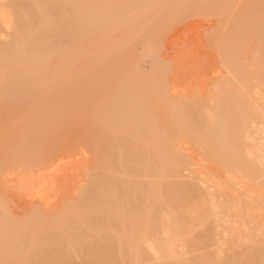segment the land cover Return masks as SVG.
<instances>
[{
    "label": "bare ground",
    "instance_id": "1",
    "mask_svg": "<svg viewBox=\"0 0 264 264\" xmlns=\"http://www.w3.org/2000/svg\"><path fill=\"white\" fill-rule=\"evenodd\" d=\"M195 15L218 20L208 97L141 62ZM83 117L106 148L77 149L99 166L69 197L46 138ZM3 127L0 264H264V0H0Z\"/></svg>",
    "mask_w": 264,
    "mask_h": 264
},
{
    "label": "rangeland",
    "instance_id": "2",
    "mask_svg": "<svg viewBox=\"0 0 264 264\" xmlns=\"http://www.w3.org/2000/svg\"><path fill=\"white\" fill-rule=\"evenodd\" d=\"M191 17V16H190ZM189 18V17H188ZM186 19V18H185ZM183 20V22L181 21L179 24H177V25H175L174 27H173V29L171 30V34L169 33L168 35H167V39H165L166 40V44H168V45H166L165 44V47L167 46V49L164 47L163 49H162V52L160 51L159 53L156 51V50H154L153 48H151V47H149V45L146 43V42H144L145 43V48H147V56L146 57H144V59H142V65H143V67H144V69H146V68H150V65L151 64H153V63H158V62H160V61H162L163 59L161 58V57H163L164 58V61L166 60V58H168L167 60H169L170 59V61H172L173 62V67H174V72H171V73H169V77H170V79H171V81L175 84L176 83V85L178 86V87H180L179 89H181V88H183V89H186V90H188V92H191V93H202L203 95L205 94V96L206 97H208L212 92L210 91L211 89H212V86L214 85V83L216 82V78H217V75H218V73H216L215 71H217V69L218 68H220V54L218 53V51L215 49L216 47H215V45H213L214 44V42L212 43V41L213 40H211L212 38L208 35L209 33H211L210 32V29L212 30L213 29V27H211L212 25L214 26L215 24H218V20L216 19V18H213V20L215 21H211V19H207L206 17H204V16H202V15H195V17L193 16V17H191V18H189V19H186V20ZM198 24H199V26H198ZM196 26H197V28H196ZM175 33V34H174ZM173 35V36H172ZM171 36V37H170ZM209 36V37H208ZM174 37V38H173ZM211 38V39H210ZM164 40V41H165ZM170 47V50H168L169 49V47ZM140 47V49H141V47H142V45L141 46H139ZM143 48V47H142ZM219 54V55H218ZM219 56V57H218ZM163 61V62H164ZM217 67V68H216ZM148 68V69H149ZM221 69V68H220ZM147 70V69H146ZM213 70H215L214 72H213ZM221 70H223V69H221ZM215 73V74H214ZM214 74V75H213ZM216 75V76H215ZM221 75V74H220ZM215 76V77H214ZM218 78H219V75H218ZM87 93H89L88 95H86L85 93H84V97H82L83 99V101L81 100L80 101V103H81V108L82 109H85L86 108V106H87V109H88V111H89V108H90V106L92 105L91 103H93V102H91L92 100H94V98H92L93 96V94H94V92H93V90H89V91H86ZM210 92V93H209ZM92 94V95H91ZM87 97H88V99H87ZM89 97H91V99H89ZM83 102V103H82ZM86 102V104H88V105H86V106H83L82 107V105H84V103ZM88 102V103H87ZM80 103H78V104H80ZM89 104H90V106H89ZM80 106V105H79ZM87 109H85V111L87 110ZM57 110V109H56ZM59 111H60V109H58ZM57 110V111H58ZM84 111V110H83ZM52 112H54V111H52ZM56 112V111H55ZM55 112H54V114H53V116L55 117ZM56 113H58V112H56ZM83 116H85V113H81ZM52 115V114H51ZM87 115V114H86ZM52 116V117H53ZM86 117V116H85ZM85 117H83V118H81L80 119V121H82V119H84L85 121L83 122V123H85V124H80L81 122L78 120L77 122L81 125H77V123L76 124H66L67 125V127H69V128H67V127H65L66 125H59V126H54L56 129H54L53 128V130L52 131H56L55 133L53 132L52 134H54V136L53 137H51L52 139L54 138V140L56 141V143L54 142V140L52 141V140H50L49 138H46L48 141H50L49 143H46V140H45V143L46 144H49L48 146L49 147H47V148H49V150H50V144H51V142H52V144H53V148H54V150L57 152V151H60L59 150V146H61L62 147V150H61V152H59V153H57L58 155H72V156H74L75 155V153L77 152L78 153V151H79V153L80 152H82V149H81V147L82 148H84L85 150L87 149V151L90 149V147H91V149L94 151V149H99L100 151H101V149L103 148H106V146H104L105 145V141L103 140V139H101V138H99L98 137V135H95L94 133H92L91 132V128H92V131H94V129L95 128H93L94 126L91 124V128H90V125L88 124V119L86 120L85 119ZM62 119V118H61ZM60 119V120H61ZM15 120V119H14ZM14 120H10L11 122H12V124H13V127H14V125H15V121ZM66 121H67V119H65ZM17 121V120H16ZM62 122H64V123H62V124H65V121H64V119H63V121ZM10 123V122H9ZM18 123V122H17ZM17 123H16V125H17ZM61 124V123H60ZM89 126H88V125ZM9 125V124H8ZM15 125V126H16ZM69 125V126H68ZM73 125V127L71 128L70 126H72ZM85 125H87V126H85ZM12 127V126H11ZM75 127H76V129H75ZM80 127V128H79ZM4 128L5 127H3V128H1L0 129V132H3V130H4ZM10 128V127H9ZM66 128V129H65ZM7 129H8V127H7ZM12 129V128H11ZM19 129V128H18ZM80 131H79V130ZM85 129H87L88 131H86ZM90 129V130H89ZM8 130H10V129H8ZM15 130H16V128H15ZM6 132L5 133H7V130H5ZM10 131H12V130H10ZM70 131V132H69ZM16 132V131H15ZM80 132V133H79ZM88 134H87V133ZM4 133V132H3ZM2 133V135L4 136V137H6L5 139V141L6 142H8V144L7 145H10L9 143L12 141H10L9 142V138H7V137H12L11 135H6V134H3ZM10 133V132H9ZM17 133V132H16ZM16 133H13L12 132V134L13 135H15ZM71 133V134H70ZM78 133V134H77ZM1 134V133H0ZM65 134V136H63ZM66 134H68V135H66ZM74 134V135H73ZM87 134V135H86ZM82 136V138H80L81 136ZM3 136L2 137H0V141H1V139H2V142L4 141V139H3ZM57 136L59 137L58 139H57ZM62 136V138H60ZM69 136H71V137H69ZM85 137V139H84V137ZM56 137V138H55ZM65 139H64V138ZM93 137V138H92ZM96 137V138H95ZM70 138H71V140H70ZM98 138V139H97ZM13 139V138H12ZM45 139V138H44ZM64 139V140H63ZM83 139V140H82ZM93 139V140H92ZM8 140V141H7ZM82 140V141H81ZM96 140H97V142L99 143H97L96 142ZM47 141V142H48ZM58 141V142H57ZM66 141H67V145H66ZM69 141V142H68ZM88 142V141H90V145H88V147L87 148H85V146H84V143H82V142ZM92 141V142H91ZM102 141V142H101ZM65 144H64V143ZM1 143V142H0ZM92 143V144H91ZM102 143V144H101ZM104 143V144H103ZM4 144H6V143H4ZM46 144H44V147H46L47 145ZM56 144V145H55ZM58 144V145H57ZM78 144H80V145H82V146H76V145H78ZM107 144V143H106ZM56 146H58V147H56ZM66 148H65V147ZM93 146V147H92ZM104 146V147H103ZM60 147V148H61ZM64 147V148H63ZM74 147H76V149L74 148ZM80 147V148H79ZM102 147V148H101ZM192 147V146H191ZM11 148V147H10ZM53 148H51V150H53ZM69 148V149H68ZM74 148V149H73ZM12 149V148H11ZM14 149V148H13ZM12 149V150H13ZM68 151H67V150ZM77 149H78V151H77ZM7 150H9V149H7ZM6 150V151H7ZM39 151L37 152V153H34V154H36L37 156H39L38 154H41V152H40V150L42 151V149H38ZM50 150V153H52V151ZM98 150V151H99ZM37 151V150H36ZM55 151H53V153L54 154H56V152ZM97 151V152H98ZM192 151H194L193 153L196 155V154H198V153H200V151H199V149H197L196 147H192ZM199 151V152H198ZM12 152H14V151H12ZM11 152V153H12ZM10 152H8V153H6V154H9ZM10 153V154H11ZM61 153V154H60ZM65 153V154H64ZM70 153V154H69ZM74 153V154H73ZM76 153V154H77ZM56 154V155H57ZM90 154V155H89ZM89 154L87 155L86 154V156L84 155H81V154H78V155H75L74 157H71V158H66V159H68L69 161H67V160H65V161H67L66 163L69 165H65L66 167V169L69 171L68 172V175H67V177L65 178L64 177V179L66 180V181H64L63 180V183L65 182H67L68 181V183L66 184V186H65V184H63V187L65 188V190H69V189H71V190H69V192H68V195L70 194L71 196L72 195H74V194H76V192H78L77 191V189H79L78 188V184L80 185L81 183H84L85 182V179H84V175L86 174L85 172H83V171H85V170H82L83 168H84V165H85V168L84 169H86V167H88V166H93L94 167V165H98V164H96L95 163V161H98V159H97V157L99 156V152H98V154L96 153V154H93L91 151L89 152ZM67 155V156H68ZM95 155H97V157H95ZM79 156H81V157H79ZM83 156V157H82ZM89 156V157H88ZM91 156V157H90ZM86 157V158H85ZM87 157H88V159H87ZM198 157H200V155L198 156ZM94 158H95V160H94ZM76 159V160H75ZM80 159V160H79ZM89 159H91V161L89 160ZM78 160L80 161V162H78ZM94 160V161H93ZM83 163H82V162ZM85 161V162H84ZM87 161H89V162H87ZM81 164V165H79V164ZM88 163H90V164H88ZM98 163V162H97ZM88 164V165H87ZM211 164V163H210ZM67 166L68 167H70V168H67ZM78 166H80L79 168H78ZM99 166V165H98ZM213 166V165H212ZM92 167V168H93ZM96 167V166H95ZM73 168H75V169H73ZM79 170V171H78ZM43 170H41V171H39L40 173L42 172ZM76 171V172H75ZM78 171V172H77ZM81 172V173H80ZM73 173H75V174H73ZM79 174V176L77 175V176H75L76 174ZM84 175H83V174ZM71 174V175H70ZM81 174V175H80ZM87 175V174H86ZM73 176V177H72ZM125 177V176H124ZM84 180V182H83V180ZM85 178H87L86 176H85ZM76 179V180H75ZM80 180V181H79ZM78 181L80 182V183H78ZM71 184V185H70ZM76 184V185H75ZM6 185H11V186H13L14 185V183H13V185H12V182H7L6 183ZM5 185V186H6ZM68 185H69V187H71V188H69L68 187ZM74 186H76V187H74ZM15 188V187H14ZM73 188V189H72ZM75 188H77V189H75ZM11 189H12V196L13 197H15V198H18L17 199V201L15 200V202H16V204H12V203H15V202H12L11 203V207H13V210L16 208V211L17 212H19V214H21L22 212H23V215H24V213L25 212H27V211H25L24 212V209H26L25 208V206H27V208L29 207V205L30 204H32L33 203V205H36L37 203H35L34 201H31L30 202V200H28L27 198H25V196H23L22 195V193L19 191L18 192V190L19 189H16L17 190V192L16 191H14L13 190V187H11ZM18 195H17V194ZM73 193V194H72ZM16 196H15V195ZM20 194V195H19ZM70 195H69V197H70ZM24 197V198H23ZM24 199H25V201H24ZM29 201V202H28ZM19 202V203H18ZM27 202V203H26ZM19 205V206H18ZM14 206H15V208H14ZM18 206V207H17ZM24 208H22V207ZM32 206V205H31ZM37 206V205H36ZM23 209V210H22ZM30 209H32V208H28V209H26V210H30ZM16 212V213H17ZM264 217V216H263ZM77 259V263L78 262H80L81 260L79 259V258H76ZM76 259H74L75 261H76Z\"/></svg>",
    "mask_w": 264,
    "mask_h": 264
}]
</instances>
